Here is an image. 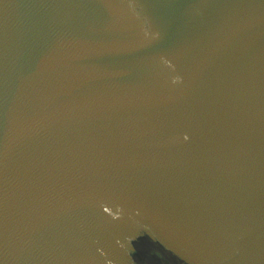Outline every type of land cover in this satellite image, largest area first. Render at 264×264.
<instances>
[{
  "label": "water",
  "instance_id": "obj_1",
  "mask_svg": "<svg viewBox=\"0 0 264 264\" xmlns=\"http://www.w3.org/2000/svg\"><path fill=\"white\" fill-rule=\"evenodd\" d=\"M0 264H264V0H0Z\"/></svg>",
  "mask_w": 264,
  "mask_h": 264
}]
</instances>
